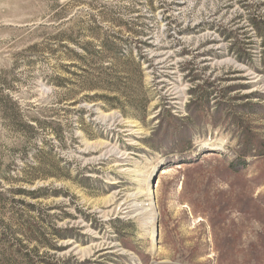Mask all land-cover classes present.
I'll use <instances>...</instances> for the list:
<instances>
[{"label":"rangeland","instance_id":"374dc122","mask_svg":"<svg viewBox=\"0 0 264 264\" xmlns=\"http://www.w3.org/2000/svg\"><path fill=\"white\" fill-rule=\"evenodd\" d=\"M0 264H264V0H0Z\"/></svg>","mask_w":264,"mask_h":264},{"label":"bare ground","instance_id":"6f19581e","mask_svg":"<svg viewBox=\"0 0 264 264\" xmlns=\"http://www.w3.org/2000/svg\"><path fill=\"white\" fill-rule=\"evenodd\" d=\"M216 149H219L218 147Z\"/></svg>","mask_w":264,"mask_h":264}]
</instances>
